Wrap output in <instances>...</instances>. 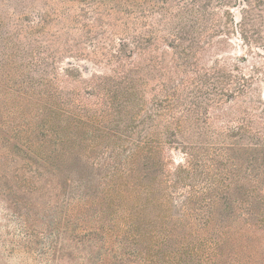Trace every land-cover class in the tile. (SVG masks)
<instances>
[{
	"label": "trees",
	"instance_id": "obj_1",
	"mask_svg": "<svg viewBox=\"0 0 264 264\" xmlns=\"http://www.w3.org/2000/svg\"><path fill=\"white\" fill-rule=\"evenodd\" d=\"M113 1L133 12L128 25L120 27V19L99 23L95 8V16L88 18L79 2H61L63 15L77 32L72 38L65 31L62 51L81 56L92 44L93 67L111 75L91 74L82 80L64 70L58 79L52 65L57 52L45 45L32 48L38 43L32 36L35 28L31 23L26 26L24 40L32 52L29 59L18 57L36 68L39 77L0 82V150L4 153L0 197L21 211V198H12L4 183L8 179L12 185L42 179L43 188L59 191L64 210L48 227L50 238L53 235L47 249L50 264H193L195 250L187 239L194 227V197L185 190L184 181L191 179L202 156L235 149L234 144H225L234 131L215 124L230 115L239 122L236 135L243 132L252 142L243 149L264 154V102L252 97V82L260 79L254 76L240 84L225 70L211 81L199 74L208 73L201 62L215 44L214 28L221 25L219 14L206 10L212 0H185L179 8L178 0ZM224 1H217L219 7H224ZM238 6L243 11L239 26L243 44L250 49L261 45L264 38L252 37L248 28L254 27L253 13L264 9V0H241ZM152 14L160 18L153 19ZM49 20L47 15L40 17L42 24ZM115 39L117 47L111 50ZM190 65L195 67L194 76H190ZM178 69L184 75L180 86ZM164 72L159 94L152 95L161 98V105L148 108L146 77ZM178 87L194 89L198 102L197 107L183 110L180 120ZM224 92L242 101L237 99L240 106L234 103L229 112L219 114ZM178 146L183 163L174 167L168 158ZM16 160L27 169L23 176L18 168L13 174L6 172ZM52 174L61 178L55 187ZM177 187L185 193L179 218L171 210L169 193ZM97 205L96 220L92 215L87 216L93 218L89 221L77 217L86 216ZM151 207L162 212L152 217ZM175 221L184 228V239L179 241L181 236L172 227Z\"/></svg>",
	"mask_w": 264,
	"mask_h": 264
},
{
	"label": "rangeland",
	"instance_id": "obj_2",
	"mask_svg": "<svg viewBox=\"0 0 264 264\" xmlns=\"http://www.w3.org/2000/svg\"><path fill=\"white\" fill-rule=\"evenodd\" d=\"M217 1L212 0L210 7L206 10L209 13L219 14L221 25L214 28L215 44L201 62V67L206 68L208 73L200 71L199 74L211 81L218 73L221 74V71L225 70L232 80L240 84L258 76L260 81L252 82V88L255 90L252 97L264 102V73H260L264 70V39L261 40V45H256L252 49L245 47L239 33L243 11L242 7L238 6V2L241 0H226L224 7H219ZM61 2L62 0H0L1 83L9 84L13 80H20L23 76L38 78L39 72L36 68L29 67V62H22L18 56L29 59L32 48L43 47V45L57 52L52 65L58 79L61 78L64 70H71L75 78L82 80L89 79L91 74L111 75V72L106 69L93 67L94 65L90 62L92 44L85 48L81 54L82 57L70 51H62V44L66 39L65 31L69 30L73 35L72 38L77 36V32L63 15L64 5ZM184 2L185 0H178V8ZM78 6H81L82 12H86L88 18L95 16L92 11V8H95L99 23L113 24L111 20L120 19V27L123 23L128 25L133 16L131 10H128L126 6L123 8L121 5H116L113 0H83L78 3ZM69 11L76 12L72 9ZM259 14L261 18L258 17ZM45 15L51 20L42 24L40 17ZM253 15L254 27L248 28L249 33L252 37L259 35L260 38H264V9ZM61 16H64L65 20L61 19ZM152 18L159 19L160 16L152 14ZM30 23L36 33L32 34L33 39L38 41L32 48L28 47V42L24 40L27 36L25 28ZM117 44V39L113 40L111 50L115 49ZM170 63L166 62V65L169 67ZM178 68H180L179 62ZM189 70L190 76H194L191 72L195 71V67L190 65ZM254 71L258 72L257 75L253 74ZM165 73L162 76L158 73L156 77L153 73L146 77L147 94H145L144 102L148 108L156 107L157 103L161 105V98L157 96V100L152 95L159 94L158 85L164 82ZM182 80L184 75L178 69V86ZM224 93L226 96L219 98L224 105L219 114L222 111L229 112L227 109L234 103L240 106L237 99L242 101L240 98H234L232 92ZM195 96L194 89L182 91L178 87L179 120L183 110L198 106ZM120 106L121 104L116 109ZM210 112L212 114L214 110L210 109ZM234 118L236 117L230 115L229 118L224 119L225 122L221 120L215 124L218 127H230L229 130L234 131L230 134L234 137L225 144H234L235 149L202 156L196 160L198 166L196 165L191 179L184 181V185L188 187L185 190H191L194 197L191 207L194 227L190 238L187 237V241L195 250L193 264H264V154L243 149L250 146L252 142L247 141L243 132L236 135L239 122L234 121ZM206 119L203 122H207ZM177 141L182 142L180 137ZM214 145L219 146V144ZM176 148L178 150H173L168 158V163L174 164V167L183 163L180 147ZM3 155V151L0 150V160ZM9 165L11 169L6 170L8 173L13 174V169L17 168L21 169L18 175L27 173L26 168L22 169L20 161L16 160ZM51 177L52 186H57L61 178L55 174ZM9 180L4 181L10 188L9 194L14 195L12 198L15 196L21 198L22 202L21 211L18 212L19 209H14L10 201L0 197V264H50V252L47 249L53 235L50 238L48 227L54 217L58 218L63 213L60 193L58 190L43 188L42 179L41 182H37L29 178L25 183L21 181L22 184L17 185H12ZM169 193H171V210L179 218L183 196H185L184 189L177 187L176 191L170 190ZM98 208L100 205L94 206V210L92 209L86 216L80 214L77 217L86 221L92 220L93 212L98 211ZM149 210L152 217L162 212L160 208L154 207ZM91 215L93 218H90ZM23 223L26 227L22 230ZM172 227L177 236L182 235L184 228L178 221L173 222ZM27 236L31 238L26 239ZM183 237H179L178 241L184 239Z\"/></svg>",
	"mask_w": 264,
	"mask_h": 264
}]
</instances>
